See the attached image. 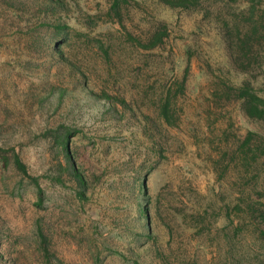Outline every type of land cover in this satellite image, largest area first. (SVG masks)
Returning <instances> with one entry per match:
<instances>
[{
  "label": "rangeland",
  "instance_id": "1",
  "mask_svg": "<svg viewBox=\"0 0 264 264\" xmlns=\"http://www.w3.org/2000/svg\"><path fill=\"white\" fill-rule=\"evenodd\" d=\"M59 1L0 0V264H264L217 220V173L264 136L229 90L264 99V0Z\"/></svg>",
  "mask_w": 264,
  "mask_h": 264
},
{
  "label": "trees",
  "instance_id": "2",
  "mask_svg": "<svg viewBox=\"0 0 264 264\" xmlns=\"http://www.w3.org/2000/svg\"><path fill=\"white\" fill-rule=\"evenodd\" d=\"M172 8L188 9L191 6L197 5L200 0H165ZM255 1V0H253ZM50 5L45 10L55 12L57 7L62 6L59 0H49ZM256 2V1H255ZM260 2V0L258 1ZM128 4V0H110L108 2L107 17L112 20L121 21V12ZM47 7V6H46ZM48 28L58 31V33L69 29L66 25L62 24L59 20H55L52 24H48ZM167 34L164 30L157 29L149 40L150 47L159 46L163 44V38ZM234 93L235 98L241 105L242 112L255 121L261 122L264 125V99L258 97L249 84H243L238 88H229ZM225 97H228L225 95ZM162 115L165 117L168 108V103L164 105ZM256 134L248 133L242 141H240L234 151L232 161H235L233 168L230 162L227 168L222 169L217 173V180L224 181L225 175H229L232 182L229 186L234 189L231 191L232 198H222L221 205L217 202L219 208L217 209V220L223 218L226 225L221 229L222 237L227 238L230 233L238 235L245 233V235L254 236L252 238V245L255 248L264 249V191L259 190V178L257 164L261 160L264 164V136L260 142L255 141ZM60 152L65 158L66 167L69 171L71 169L74 179L82 183V179L76 173L75 168L72 166L68 148L65 138H59ZM228 154L226 153L225 156ZM262 164V165H263ZM14 165L16 169L24 176L27 174L26 166L22 163L18 156H14ZM231 169V170H228ZM35 180V179H34ZM259 190V191H258ZM39 193L41 190L38 191ZM207 214L205 212L201 217L199 216L198 224L207 221ZM146 218V214L144 213ZM200 226V225H199ZM146 229L149 230L148 225ZM229 230V232H227ZM229 233V234H228ZM46 253L47 250L44 248Z\"/></svg>",
  "mask_w": 264,
  "mask_h": 264
}]
</instances>
